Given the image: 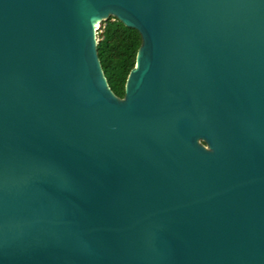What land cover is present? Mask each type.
I'll use <instances>...</instances> for the list:
<instances>
[{"label":"water","instance_id":"95a60500","mask_svg":"<svg viewBox=\"0 0 264 264\" xmlns=\"http://www.w3.org/2000/svg\"><path fill=\"white\" fill-rule=\"evenodd\" d=\"M0 264H264V0H0Z\"/></svg>","mask_w":264,"mask_h":264},{"label":"trees","instance_id":"16d2710c","mask_svg":"<svg viewBox=\"0 0 264 264\" xmlns=\"http://www.w3.org/2000/svg\"><path fill=\"white\" fill-rule=\"evenodd\" d=\"M139 32L125 26L115 16L99 22L96 28V49L101 69L110 89L119 97L124 95V83L134 66L140 45Z\"/></svg>","mask_w":264,"mask_h":264},{"label":"built area","instance_id":"2783aa9c","mask_svg":"<svg viewBox=\"0 0 264 264\" xmlns=\"http://www.w3.org/2000/svg\"><path fill=\"white\" fill-rule=\"evenodd\" d=\"M98 26V25H97Z\"/></svg>","mask_w":264,"mask_h":264}]
</instances>
